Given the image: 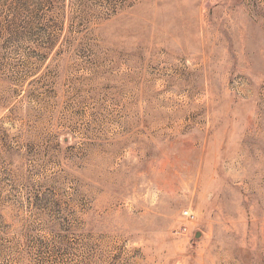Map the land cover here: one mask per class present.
Wrapping results in <instances>:
<instances>
[{
  "label": "rangeland",
  "instance_id": "obj_1",
  "mask_svg": "<svg viewBox=\"0 0 264 264\" xmlns=\"http://www.w3.org/2000/svg\"><path fill=\"white\" fill-rule=\"evenodd\" d=\"M0 264H264V0H0Z\"/></svg>",
  "mask_w": 264,
  "mask_h": 264
},
{
  "label": "water",
  "instance_id": "obj_2",
  "mask_svg": "<svg viewBox=\"0 0 264 264\" xmlns=\"http://www.w3.org/2000/svg\"><path fill=\"white\" fill-rule=\"evenodd\" d=\"M197 236H200V233H198Z\"/></svg>",
  "mask_w": 264,
  "mask_h": 264
}]
</instances>
